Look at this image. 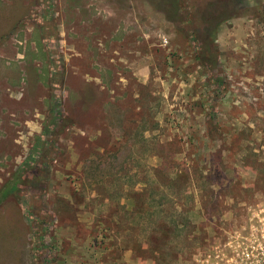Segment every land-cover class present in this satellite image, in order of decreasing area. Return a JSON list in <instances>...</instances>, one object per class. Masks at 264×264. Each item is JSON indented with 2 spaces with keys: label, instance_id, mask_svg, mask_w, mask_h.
Instances as JSON below:
<instances>
[{
  "label": "rangeland",
  "instance_id": "obj_1",
  "mask_svg": "<svg viewBox=\"0 0 264 264\" xmlns=\"http://www.w3.org/2000/svg\"><path fill=\"white\" fill-rule=\"evenodd\" d=\"M252 221L264 0H0V264H207Z\"/></svg>",
  "mask_w": 264,
  "mask_h": 264
},
{
  "label": "built area",
  "instance_id": "obj_2",
  "mask_svg": "<svg viewBox=\"0 0 264 264\" xmlns=\"http://www.w3.org/2000/svg\"><path fill=\"white\" fill-rule=\"evenodd\" d=\"M220 255L207 264H264V221L239 225Z\"/></svg>",
  "mask_w": 264,
  "mask_h": 264
},
{
  "label": "trees",
  "instance_id": "obj_3",
  "mask_svg": "<svg viewBox=\"0 0 264 264\" xmlns=\"http://www.w3.org/2000/svg\"><path fill=\"white\" fill-rule=\"evenodd\" d=\"M206 43H207V42H205V44H203V45L201 46V48H200V58H201V56H202V58H203V56L206 54V51L209 49V45L206 44ZM69 124H70V123H69L68 121H64L62 128H65V127L68 126Z\"/></svg>",
  "mask_w": 264,
  "mask_h": 264
}]
</instances>
